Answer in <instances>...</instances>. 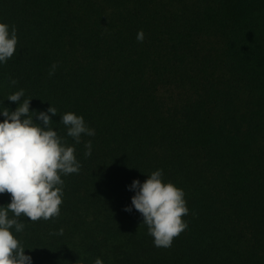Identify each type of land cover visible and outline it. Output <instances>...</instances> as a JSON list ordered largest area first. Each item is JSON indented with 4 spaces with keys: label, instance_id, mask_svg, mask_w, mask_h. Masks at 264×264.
I'll use <instances>...</instances> for the list:
<instances>
[{
    "label": "trees",
    "instance_id": "16d2710c",
    "mask_svg": "<svg viewBox=\"0 0 264 264\" xmlns=\"http://www.w3.org/2000/svg\"><path fill=\"white\" fill-rule=\"evenodd\" d=\"M0 20L18 35L0 109L20 88L30 110L52 103L81 162L58 217L18 218L33 264H264V0H0ZM68 111L95 135L67 136ZM158 168L189 212L168 250L124 210Z\"/></svg>",
    "mask_w": 264,
    "mask_h": 264
},
{
    "label": "clouds",
    "instance_id": "9594fccd",
    "mask_svg": "<svg viewBox=\"0 0 264 264\" xmlns=\"http://www.w3.org/2000/svg\"><path fill=\"white\" fill-rule=\"evenodd\" d=\"M144 31H137L136 39L144 40ZM18 35L15 25L0 20V65L5 64L17 50ZM57 62L49 69L53 75ZM10 83L15 85L16 79ZM23 97V100H21ZM18 102L15 110L0 109V194L10 193V202L0 204V264H33V257L25 253V246L14 233L21 232L25 225L18 218L30 221L58 217L64 197V179L78 173L81 162L75 154V146L51 126L57 108L50 103L46 110H30L32 99L25 98V90L18 89L7 96ZM34 117L36 119H34ZM60 123L66 126L67 136L77 143L82 134L94 136L83 115L68 111L61 115ZM92 141L85 142V156L91 155ZM129 190L134 191L131 203L125 211L137 210L142 224L153 238V246L168 250L173 241L188 229L189 215L184 193L163 179V170L156 169L141 182L134 179ZM12 213L10 216L9 213ZM61 227L55 234L62 235ZM31 249V248H27ZM93 264H105L97 257Z\"/></svg>",
    "mask_w": 264,
    "mask_h": 264
}]
</instances>
